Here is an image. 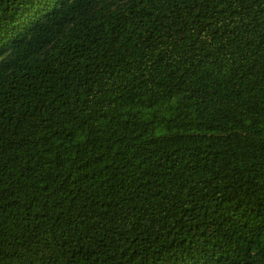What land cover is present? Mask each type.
<instances>
[{"label": "trees", "instance_id": "16d2710c", "mask_svg": "<svg viewBox=\"0 0 264 264\" xmlns=\"http://www.w3.org/2000/svg\"><path fill=\"white\" fill-rule=\"evenodd\" d=\"M0 264H264V0H0Z\"/></svg>", "mask_w": 264, "mask_h": 264}]
</instances>
